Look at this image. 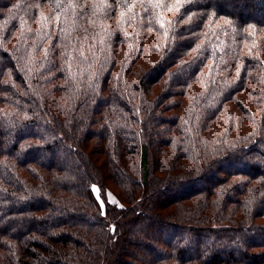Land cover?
I'll return each mask as SVG.
<instances>
[{
    "label": "trees",
    "instance_id": "obj_1",
    "mask_svg": "<svg viewBox=\"0 0 264 264\" xmlns=\"http://www.w3.org/2000/svg\"><path fill=\"white\" fill-rule=\"evenodd\" d=\"M0 264H264V0H0Z\"/></svg>",
    "mask_w": 264,
    "mask_h": 264
},
{
    "label": "rangeland",
    "instance_id": "obj_2",
    "mask_svg": "<svg viewBox=\"0 0 264 264\" xmlns=\"http://www.w3.org/2000/svg\"><path fill=\"white\" fill-rule=\"evenodd\" d=\"M98 193V192H97ZM108 197L111 201H117V198L115 197V195L112 192L108 193Z\"/></svg>",
    "mask_w": 264,
    "mask_h": 264
}]
</instances>
